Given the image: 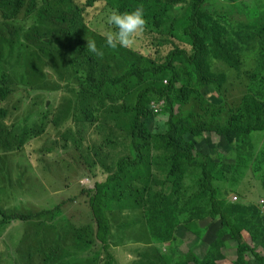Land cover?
<instances>
[{
  "label": "rangeland",
  "instance_id": "374dc122",
  "mask_svg": "<svg viewBox=\"0 0 264 264\" xmlns=\"http://www.w3.org/2000/svg\"><path fill=\"white\" fill-rule=\"evenodd\" d=\"M27 1L14 18L0 7V83L7 81L14 89L0 103L10 111L0 127L12 144L8 150L0 142V209L35 218L0 232V264H101L104 249L96 238L91 190L116 175L106 188L116 264H166L150 247L168 264L194 259L235 264L237 243L228 234L218 241L222 224L212 216L202 170L181 163L182 175L173 173L166 158L169 108L160 90L173 77L165 67L169 52H193L185 33L193 0H147L146 30L131 47L116 50L105 42L106 33L114 30L107 17L116 8L108 2L90 7L85 40H95L105 52L102 59L94 55L99 84L94 86L75 35L61 36L49 20L63 6L61 0H40L34 13H28ZM204 10L206 20L226 28L222 39L234 46L239 61L236 69L210 58V72L224 74L239 91L264 102V37H255L264 30V0H208ZM180 60L176 57L174 66L183 69ZM131 68L143 72V78L113 81ZM145 90L150 116L143 121L154 137L141 140L143 158L133 166L131 131L138 95ZM201 93L209 102L224 103L216 86L203 87ZM195 154L198 163H210L221 199L247 207L239 212L246 219L240 232L264 256V132L206 135L197 140ZM161 194L167 196L172 224L159 218L149 222L162 208ZM253 208L262 225L253 219ZM246 261L258 264L251 253Z\"/></svg>",
  "mask_w": 264,
  "mask_h": 264
},
{
  "label": "trees",
  "instance_id": "16d2710c",
  "mask_svg": "<svg viewBox=\"0 0 264 264\" xmlns=\"http://www.w3.org/2000/svg\"><path fill=\"white\" fill-rule=\"evenodd\" d=\"M40 0H31L28 6V13H34ZM51 1V0H47ZM147 0H87L82 4L79 0H61L63 6L58 8L49 16L58 29L61 36L74 34L79 44V55L85 62L82 64L90 70L91 85H99L97 80L98 62L93 53L89 52L85 40L84 26L88 18L89 8L98 2H108L109 5L120 12L131 11L137 5L144 4ZM182 0H169V4H175ZM208 0H193L189 7L188 24L185 33L189 36L193 52L188 53L185 49L176 48L169 52L166 69L172 72V79L169 85L164 88L162 94L166 98L169 108L168 129L164 134L167 144L166 158L173 168L172 172L182 175V168L198 167L203 173L202 189L210 196V206L212 216L219 218L222 230L219 233L218 241L222 240L225 234L230 235L237 243L235 264H249L246 261L247 254L251 253L258 264H264V256L257 252V249L249 244L240 232L241 225L246 219L239 215L241 210L247 207L237 204H230L221 199V191L213 185V175L210 163L197 162L195 146L197 140L206 135L225 136L228 133H236L240 137H248L255 132H264V102L254 96L239 91L240 86L227 82L224 74H216L209 70L210 58L222 59L232 68L239 67L238 56L233 45L226 43L222 38L226 28L212 19L206 20L204 14V4ZM27 0H0V7L6 9L8 18L16 17L23 8L27 6ZM264 37V30L256 31L255 37ZM182 57L179 65L175 64V58ZM135 76L142 79L144 74L135 68L129 69L123 76L116 77L113 81L120 83ZM188 76V77H187ZM89 84V85H90ZM177 84H182L177 86ZM216 86L223 95L224 103L219 105L209 102L201 93V88L206 86ZM151 90V89H150ZM148 90L141 91L136 104V115L133 120L131 131V144L136 154V159L131 165L137 166L143 158L141 140L150 141L154 135L145 125L143 119L150 116V110L146 107L144 100ZM14 94V89L6 81L0 83V103L7 101ZM180 108L177 109L176 106ZM190 109L187 111L186 107ZM10 114L6 107H0V122L5 120ZM0 142L5 148H12L11 141L4 135V129L0 127ZM20 148L23 144L19 145ZM253 155V154H251ZM259 160V158L255 159ZM182 163V168L181 167ZM123 169V164L119 162V172ZM176 170V171H175ZM109 177L104 183H98L91 199V207L97 224L96 238L103 245V257L101 264H116V259L112 253L111 237L112 227L108 217V202L106 188L113 179ZM162 208L159 212L153 211L149 217V222L154 224L159 218L168 221V199L164 194L160 195ZM252 217L256 224L262 225L263 220L259 216V211L253 208ZM42 215L39 213L37 216ZM35 215L21 212L10 213L0 209V232L8 225L18 221H29ZM169 240L170 237L165 238ZM150 252L160 263L168 264L167 258H162L155 247H150ZM153 261L152 263H154ZM156 263V262H155ZM138 264V263H137ZM179 264H216L212 260L200 261L183 260Z\"/></svg>",
  "mask_w": 264,
  "mask_h": 264
},
{
  "label": "clouds",
  "instance_id": "9594fccd",
  "mask_svg": "<svg viewBox=\"0 0 264 264\" xmlns=\"http://www.w3.org/2000/svg\"><path fill=\"white\" fill-rule=\"evenodd\" d=\"M107 23L113 27L105 35L106 47L116 50L118 48H129L136 38L146 30L145 9L143 4L137 5L131 11L120 12L113 10L107 17ZM87 49L98 58L105 55L103 46L98 47L95 40H87Z\"/></svg>",
  "mask_w": 264,
  "mask_h": 264
}]
</instances>
